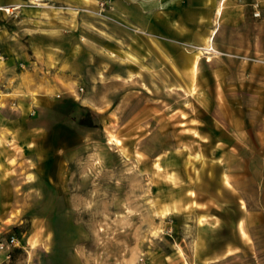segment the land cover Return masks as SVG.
<instances>
[{"label": "rangeland", "instance_id": "obj_1", "mask_svg": "<svg viewBox=\"0 0 264 264\" xmlns=\"http://www.w3.org/2000/svg\"><path fill=\"white\" fill-rule=\"evenodd\" d=\"M5 6L0 119L26 106L0 121V264H264V0L226 1L193 73L132 7Z\"/></svg>", "mask_w": 264, "mask_h": 264}, {"label": "crops", "instance_id": "obj_2", "mask_svg": "<svg viewBox=\"0 0 264 264\" xmlns=\"http://www.w3.org/2000/svg\"><path fill=\"white\" fill-rule=\"evenodd\" d=\"M19 0H0V9L2 7H8L5 5L13 4ZM84 4H91L97 0H77ZM117 11L118 14L125 15L127 10L134 8L135 10V23L142 29H146L151 33L150 48L152 51L157 52L159 46L165 47L167 54L172 63H174L175 53L181 55L180 60H176L180 66L187 69L188 72H195L198 68L200 58L197 60V67L193 71V59L194 53H197L200 57L202 47H208L214 49L213 43L217 48L226 49L227 47L222 45L220 39H217V34L220 32L222 26L233 17L234 12L225 8V3L227 0H110ZM218 7L221 10L218 12ZM26 9L23 8L22 12ZM10 33V32H9ZM0 35L2 38L5 36V32L0 25ZM161 35V36H160ZM212 36V37H211ZM191 41L199 43L196 46V51L191 53H186L182 51L179 47H176L174 41ZM155 45H154V44ZM170 49V50H169ZM176 50V51H175ZM8 51H10L8 49ZM7 51V52H8ZM172 51V52H171ZM215 51V49L213 50ZM210 51L209 53H211ZM20 54V55H19ZM178 57V56H177ZM209 59V55H206ZM25 59L21 53H15L10 51L5 56V61L3 67L9 72L12 77L15 74L22 72L18 68L17 59ZM180 61V62H179ZM176 64L178 65V63ZM23 64V63H22ZM178 65V66H179ZM5 70V69H4ZM9 92V91H7ZM15 104L18 107H22L20 113L11 117L4 119L1 117V122H6L9 124H15L21 118H24V111L26 105L23 101L16 100ZM9 110V109H6ZM5 110V111H6ZM9 112V111H8ZM19 112V111H18ZM6 138H13V135H4ZM22 145L25 142L21 141ZM9 250L8 247L0 249V257L3 258L6 252Z\"/></svg>", "mask_w": 264, "mask_h": 264}, {"label": "built area", "instance_id": "obj_3", "mask_svg": "<svg viewBox=\"0 0 264 264\" xmlns=\"http://www.w3.org/2000/svg\"><path fill=\"white\" fill-rule=\"evenodd\" d=\"M9 8H15V6H12V7H9ZM213 51L214 49L212 48H209L207 50H204L205 53H207L206 51ZM15 243V236L14 235H10L8 238L6 239H3V238H0V249H3L5 247H9L10 245L14 244ZM10 256V253L9 251L6 252V257H9Z\"/></svg>", "mask_w": 264, "mask_h": 264}, {"label": "bare ground", "instance_id": "obj_4", "mask_svg": "<svg viewBox=\"0 0 264 264\" xmlns=\"http://www.w3.org/2000/svg\"><path fill=\"white\" fill-rule=\"evenodd\" d=\"M4 10H7V11H10V8L9 7H2ZM220 10H221V8H220ZM212 37V36H211ZM211 46V45H210ZM210 46H208V47H202V51H204V50H207V49H209V48H211ZM212 49V48H211ZM205 52V51H204ZM207 53H209L210 52V50H208V51H206ZM198 57H199V55L198 54H196V53H194V61H193V67L195 66V64H196V61H197V59H198Z\"/></svg>", "mask_w": 264, "mask_h": 264}]
</instances>
